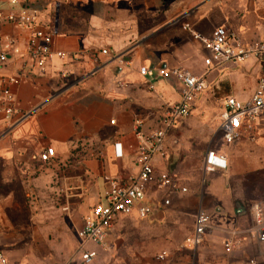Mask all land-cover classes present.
Returning <instances> with one entry per match:
<instances>
[{
  "label": "crops",
  "instance_id": "obj_1",
  "mask_svg": "<svg viewBox=\"0 0 264 264\" xmlns=\"http://www.w3.org/2000/svg\"><path fill=\"white\" fill-rule=\"evenodd\" d=\"M25 8L36 13L34 25L4 24L0 34L13 36L23 49L33 28L51 30L55 49L77 60L70 64L55 58L44 72L25 67L21 58L0 66V89L5 78L18 76L11 89L17 110L25 115L16 122L0 120V249L9 264L65 263V232L77 230L90 213L88 206L98 197L94 205L102 201L105 176L137 173L136 122L142 133L159 128L163 109L182 97L180 80L153 79L140 73L142 67L153 74L185 69L206 79L191 116L168 133L167 162L154 161L159 170L175 172L188 193L173 199L169 208L159 204L158 191L150 194L154 213L147 219L136 213L119 218L108 237L121 224L137 220L176 221L190 236L201 206L210 220L204 242L194 250L196 264L250 258L264 263V245L250 237L228 254L222 244L230 231L251 224L249 205L264 201V114L256 120L253 139L228 145L222 136L220 142L211 138L217 125L220 130L227 98L242 103L252 98L264 72V54L240 66H207L210 52L191 33L209 37L225 25L245 44L260 41L264 0H0L2 11ZM64 69L70 71L65 79L59 76ZM115 144L121 145L122 158L115 157ZM46 146L56 156L41 165L38 157ZM209 149L225 155L228 165L204 175ZM73 263L82 264L79 253Z\"/></svg>",
  "mask_w": 264,
  "mask_h": 264
},
{
  "label": "built area",
  "instance_id": "obj_2",
  "mask_svg": "<svg viewBox=\"0 0 264 264\" xmlns=\"http://www.w3.org/2000/svg\"><path fill=\"white\" fill-rule=\"evenodd\" d=\"M36 13L28 9L16 11L0 10V26L14 24L20 27L31 28L36 20ZM186 28L190 29L187 24ZM191 30V29H190ZM193 37L199 40L210 57L205 59V64L240 66L252 58H259L264 54V39L245 44L238 35L227 26L216 27L209 37H204L191 30ZM55 33L48 29H36L25 44L20 48L15 38L9 34H0V66L13 58H21L22 64L31 70L44 72L55 58L69 59L73 64L77 60L76 55H69L54 47ZM107 54V49L102 50ZM142 75H152L153 79L175 77L182 83V97L178 103L166 106L161 117V126L148 133L140 132L141 123L136 122L138 146L134 156L137 173L129 178L106 175V191L102 201L92 206L90 213L83 219L81 226L76 230L79 241V255L82 264H93L99 258L97 249H90L89 244L101 246L102 249L111 251L106 247L107 237L119 218L131 216L134 213L140 219H147L154 213V198L150 194L158 191L161 194L159 204L163 208H169L173 199L184 196L188 188L181 185L178 175L168 169L159 170L155 158L159 157L167 162L168 153L165 143L170 129L183 119H188L192 113L193 103L203 94L207 88L206 79L185 69H160L156 74L146 67L140 69ZM70 71L64 69L59 72L63 79L69 77ZM18 76H9L4 79V85L0 89V120L19 121L25 117L16 108V99L11 89L18 83ZM150 88H153L151 85ZM264 114V72L257 80L256 89L250 101L242 103L233 97L226 100L225 109L221 114L220 130L225 144H234L243 137L255 138L257 118ZM114 123V121H112ZM56 156L52 146H46L39 154L41 165L50 164ZM115 157L122 158L123 153L120 144H115ZM227 158L209 149L202 162L204 175L227 168ZM205 179L203 178V183ZM251 224L243 231L232 230L226 236L222 244L225 253L244 245L247 237L252 238L258 246L264 245V201L254 202L249 205ZM210 213L201 206L195 215V224L190 236L181 244L180 250L194 249L204 242L209 229ZM264 255V253H263ZM164 260L165 255H160ZM0 264H9L8 258L0 249ZM237 264H264L250 258Z\"/></svg>",
  "mask_w": 264,
  "mask_h": 264
},
{
  "label": "rangeland",
  "instance_id": "obj_3",
  "mask_svg": "<svg viewBox=\"0 0 264 264\" xmlns=\"http://www.w3.org/2000/svg\"><path fill=\"white\" fill-rule=\"evenodd\" d=\"M218 127L217 125L214 128V135L211 138L213 141L220 142L222 134ZM97 200L88 206L89 210ZM166 224L159 225L157 222L146 220L121 224L107 238L106 247L111 251L90 244V247L99 249L101 255L93 264H196L193 255L195 248L180 251V246L189 237V233L183 230L184 227L177 225L176 221H170ZM65 237L68 250L63 264H75L73 261L77 259L79 253L76 228L69 227L65 232ZM162 254L165 255L164 260L160 259ZM185 255H188V257H185Z\"/></svg>",
  "mask_w": 264,
  "mask_h": 264
},
{
  "label": "water",
  "instance_id": "obj_4",
  "mask_svg": "<svg viewBox=\"0 0 264 264\" xmlns=\"http://www.w3.org/2000/svg\"><path fill=\"white\" fill-rule=\"evenodd\" d=\"M115 72H119V69L115 70ZM238 212L242 213L243 209L239 206V209L237 210Z\"/></svg>",
  "mask_w": 264,
  "mask_h": 264
}]
</instances>
